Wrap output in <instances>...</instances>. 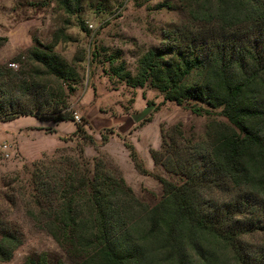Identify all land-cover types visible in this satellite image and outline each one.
<instances>
[{
  "label": "rangeland",
  "instance_id": "rangeland-1",
  "mask_svg": "<svg viewBox=\"0 0 264 264\" xmlns=\"http://www.w3.org/2000/svg\"><path fill=\"white\" fill-rule=\"evenodd\" d=\"M190 23L184 0H0V37L6 38L0 87L36 115L0 122V233L21 239L12 259L0 264H74L37 217L71 198L69 186H78L86 170L90 177H123L153 207L164 196L158 177L182 185L187 178L178 167L208 155L209 124L226 121L220 110L198 115L190 104L166 101L150 82L131 85L144 56L164 50L168 35ZM37 50L67 62L71 79L50 75L32 59ZM61 115L74 121L56 123ZM128 144L147 175L135 167ZM227 185L224 180L218 191ZM210 194L203 190L205 199Z\"/></svg>",
  "mask_w": 264,
  "mask_h": 264
},
{
  "label": "trees",
  "instance_id": "trees-1",
  "mask_svg": "<svg viewBox=\"0 0 264 264\" xmlns=\"http://www.w3.org/2000/svg\"><path fill=\"white\" fill-rule=\"evenodd\" d=\"M184 1L191 26L168 35L164 50L144 56L131 85L150 82L166 101L190 104L198 115L220 110L226 121L209 124L207 156L178 167L187 178L182 185L158 177L164 196L153 207L123 177H90L88 169L78 186H69L71 198L39 211L37 221L74 264H264V0ZM5 42L0 37V47ZM32 59L58 81L72 77L54 52L37 50ZM2 88L0 122L36 116ZM76 132L84 134L83 126ZM127 148L147 175L135 148ZM222 179L228 185L221 194ZM203 190L211 193L208 200ZM20 246L17 234L0 233V262Z\"/></svg>",
  "mask_w": 264,
  "mask_h": 264
},
{
  "label": "built area",
  "instance_id": "built-area-1",
  "mask_svg": "<svg viewBox=\"0 0 264 264\" xmlns=\"http://www.w3.org/2000/svg\"><path fill=\"white\" fill-rule=\"evenodd\" d=\"M10 67H11V68H15V69H17V68H18V64L12 63V64L10 65ZM75 119H76V121H77L78 123L81 122V119H80V117H79L78 115H75ZM3 150H4V153H5V156H6L7 158H9V157H10L9 146H8V145H5V146L3 147Z\"/></svg>",
  "mask_w": 264,
  "mask_h": 264
}]
</instances>
